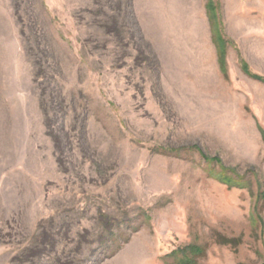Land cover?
<instances>
[{
    "label": "rangeland",
    "instance_id": "1",
    "mask_svg": "<svg viewBox=\"0 0 264 264\" xmlns=\"http://www.w3.org/2000/svg\"><path fill=\"white\" fill-rule=\"evenodd\" d=\"M212 2L222 65L206 0H0V264H264V0Z\"/></svg>",
    "mask_w": 264,
    "mask_h": 264
},
{
    "label": "trees",
    "instance_id": "2",
    "mask_svg": "<svg viewBox=\"0 0 264 264\" xmlns=\"http://www.w3.org/2000/svg\"><path fill=\"white\" fill-rule=\"evenodd\" d=\"M205 6H206V13H207L209 23H210L211 39H212L213 44L216 47V50L219 56L220 65H222L221 63H222V55H223V49H222L223 34L220 31V27H219L220 21L218 19V14L215 11V7H214L212 0H206ZM243 70L244 72H246L247 74L251 75L254 78H257L259 80H264V77L258 74L249 72L245 65L243 66ZM187 249H189V247L181 249L180 251H177L182 254V260H180V264H197L195 262V259L190 258L188 256L186 252ZM195 249L196 247H192L191 248L192 252Z\"/></svg>",
    "mask_w": 264,
    "mask_h": 264
}]
</instances>
